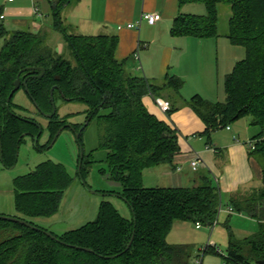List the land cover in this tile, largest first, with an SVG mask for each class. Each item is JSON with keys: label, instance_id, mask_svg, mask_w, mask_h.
<instances>
[{"label": "trees", "instance_id": "16d2710c", "mask_svg": "<svg viewBox=\"0 0 264 264\" xmlns=\"http://www.w3.org/2000/svg\"><path fill=\"white\" fill-rule=\"evenodd\" d=\"M74 1L47 0L51 27L62 33L75 56L76 66L45 45L42 33L34 34L30 28L8 31L0 7V39L4 40L0 52L2 163L6 168L16 165L23 136L39 132L34 119L15 111L23 109L14 104L17 93L9 104L7 100L21 72L42 68L43 77L38 70L22 73L21 80H27L28 96L46 114L53 112V88L55 103L59 97L64 103L86 107L89 125L97 123V150L106 152V169L100 173H108L109 179L121 189L99 192L126 199L132 218H124L110 202H103L94 222L62 235L24 218L20 219L37 230L0 219V264H175L190 255L186 247L167 242L173 226L191 222L211 228L217 224L221 208L219 189L206 173L197 174L196 185L192 187L146 188L143 183L146 171L172 165L180 152L177 132L150 114L143 99L149 95L162 98L164 93H170V115L178 109L184 81L171 75L157 85L129 72L126 63L115 57L118 46L115 36L68 35L61 13ZM178 1L181 9L203 5L206 14L180 12L171 28L173 37L197 40L221 37L219 6L227 5L231 17L228 31L222 36L245 50V58L236 63L225 79L223 103H210L197 95L189 104L206 125L208 137L244 118L252 119L255 150L251 154L262 168V186L233 198L231 208L236 214L256 221L258 231L239 239L226 226L229 236L226 264H264V0ZM69 117L60 118L58 113L48 121L51 141ZM80 145L84 146L82 137ZM95 152L89 155L84 152L80 172L84 181L96 163ZM72 180L63 165L52 161L40 164L34 172L14 181L16 211L28 219L54 217Z\"/></svg>", "mask_w": 264, "mask_h": 264}, {"label": "rangeland", "instance_id": "374dc122", "mask_svg": "<svg viewBox=\"0 0 264 264\" xmlns=\"http://www.w3.org/2000/svg\"><path fill=\"white\" fill-rule=\"evenodd\" d=\"M83 0H76L70 6L66 7L62 13L61 18L65 31L68 35L79 36L80 33L77 27L70 25L66 21V16L72 10L78 7V4ZM39 3L40 14L43 15L41 21H36L35 34L42 33L45 38V45L51 50L56 51V48L63 51L65 59L70 61L74 66L77 65L75 56L71 48L65 43L62 33L54 30L51 27L52 18L49 13L45 14L46 4ZM84 5H86L84 3ZM25 9L32 10L31 0H27L24 6ZM186 12L195 15H205L206 10L203 5H187ZM78 9V8H77ZM76 9V10H77ZM184 12V13H186ZM83 17H87V12L83 13ZM5 16V15H4ZM231 17L230 7L227 5L219 6V33L224 35L228 31L229 19ZM6 27L8 31L16 32L18 30H26L27 26L23 28L16 25L12 19H7ZM34 27V26H33ZM206 44L207 53L199 54L194 52L191 58H188L192 51L188 52V56L184 59L186 66H191L193 73L188 85L185 79L182 91L186 90V95L190 97L191 102L194 96H201L210 103H222L225 100L224 83L229 73H232L235 63L242 61L245 58V50L240 47L233 46L229 40L224 38L209 39ZM4 40L0 39V52L3 47ZM191 53V54H190ZM238 63V62H237ZM207 67L210 68L211 76L208 74ZM203 69L205 83L208 86L196 85L198 77L196 71ZM142 72V69H140ZM143 73V72H142ZM203 78H200L202 81ZM206 90L208 92H206ZM207 93V94H206ZM14 104L23 107V109H15L18 115L24 118H32L37 125L42 129V134L38 140V146L43 148L39 151L35 147L32 135L24 137V142L19 147L18 161L16 165L11 168H6L0 156V216L12 218H24L32 221L35 225L40 226L56 235H62L69 231H74L84 227L85 225L94 222L99 214L101 204L103 202H110L119 213L126 219L132 218V211L123 199L114 196H100L93 192L102 190L120 191V187L109 179V174L102 175L100 171L106 169L105 159L106 152L97 150L99 146V136L97 123L93 122L84 131L83 134V150L89 155L94 153L95 164L92 166L91 173L84 181L79 175V157L81 148L77 142L76 135L71 130H64L57 138L55 144L51 146L50 133L48 130V119H46L35 107L26 91H19L15 98ZM56 104L59 109L61 117H69V122L74 125L85 124L86 121V107L79 103H64L59 97L56 99ZM252 119L250 117L244 118L234 124L229 125L230 128H235L239 131H244L246 138L242 137V141L249 143L247 139L255 136L254 128L251 126ZM241 129H240V128ZM49 145V146H48ZM254 158L255 155H253ZM52 161L56 164L63 165L70 176L72 183L68 190L65 191L63 200L61 202L58 213L50 219H28L19 214L15 208L14 198V181L34 172L40 164ZM148 184L145 181L146 188H155V185ZM103 194V193H102ZM218 222L213 227L197 226L191 222L176 223L168 235L167 242L174 246H184L189 251V258L182 257L180 262L175 264H226L228 257L229 236L227 225L231 227L237 238L242 239L245 236L253 235L258 231V226L252 220L241 218L238 214L232 216L225 213L227 205L223 204ZM229 210V209H228Z\"/></svg>", "mask_w": 264, "mask_h": 264}, {"label": "crops", "instance_id": "0c3cea01", "mask_svg": "<svg viewBox=\"0 0 264 264\" xmlns=\"http://www.w3.org/2000/svg\"><path fill=\"white\" fill-rule=\"evenodd\" d=\"M26 1L15 0L9 3L7 0H0V7L2 14L5 15V23L7 19H12L16 25L22 28L27 26L35 34L36 21L43 18L37 2L46 4L45 14L50 11L49 5L47 0H31L32 10H29L24 8ZM186 9V6L182 9L179 7L178 0H83L67 14L66 21L77 27L84 36L117 37L116 59L125 62L129 72L141 75L149 83L162 85L168 76L175 75L185 79L188 85H192L190 78L195 73L190 65L184 64V59L190 51L192 54L190 53L188 58H191L194 52L206 54L208 50L205 43L210 40L175 38L171 35L175 18L180 12H186ZM82 10L83 13H88L87 17H83ZM153 13L161 15V21L156 25L143 23L140 31L127 28L128 24L139 22L144 14ZM221 38L226 39L222 35L219 39ZM55 50L63 55L59 48ZM137 53L139 59L136 57ZM139 66L142 67L143 73ZM206 69L211 76L210 68ZM196 75L198 77V80H195L196 85L201 84L210 88L208 82L205 83L203 69L197 70ZM200 78H203L201 82ZM185 92L186 90L181 91L178 109L170 115L163 114L156 107L153 96L149 95L143 99L150 114L177 132L180 147V152L172 165H163L146 171L143 183L146 181L149 186L155 185V188L192 187L196 185L197 174L206 173L219 189L221 211H224L222 205L226 204L228 208L225 213L232 216L233 214L228 213L232 199L262 186V168L259 160L251 154L248 143L242 141V137L246 138L244 131L226 128L213 132L209 137L206 136V125L190 107L189 99L192 95L189 97ZM162 99L171 102L172 96L166 92ZM247 141L250 142L251 138ZM196 153L200 155L205 167L193 172L190 162ZM239 216L251 220L243 215ZM252 222L258 226L256 221Z\"/></svg>", "mask_w": 264, "mask_h": 264}, {"label": "water", "instance_id": "95a60500", "mask_svg": "<svg viewBox=\"0 0 264 264\" xmlns=\"http://www.w3.org/2000/svg\"><path fill=\"white\" fill-rule=\"evenodd\" d=\"M31 70H38V71H41V76H40V77H43L44 74H45V71H44L42 68H28V69L24 70L23 72H25V71H31ZM23 72H21V73L18 75V78H17V80H16V82H15V84H14V89H13V91L11 92V94H10L8 100H7L8 104L11 102L12 98L14 97V95H15L16 93H18V92L21 90L22 87L24 88V90L26 91V93L29 94V91H28V89H27V80L24 81V82L21 80V75H22ZM54 91H55V88H53L52 91H51V103H52V107H53V113H52V114H44V113H41L42 111L40 110V108L38 107V105H37L34 101H32L33 104L35 105V107L37 108V110H38V111H39V112H40V113H41L46 119H52V118L57 114V107H56V103H55V100H54ZM29 96H30V95H29ZM8 110H9V109H8ZM67 128H71V125H68V126H66V127H63V128H61V129L59 130V132L56 134L55 139L53 140L51 146H53V145L55 144L57 138H58V137L60 136V134H61L65 129H67ZM83 129H84V128H83ZM83 129H82V130H83ZM42 132H43L42 129L39 127V133H38V135H37V136L35 137V139H34L35 147H36V148L38 147V140H39V138H40ZM23 137H25V136H23ZM77 138H79V135L77 136ZM20 141H21V139H20ZM80 148H81V154H80V162H79V175H80L81 179L83 180V178H82L80 172H81L82 163H83V159H84V151H83V148H82V147H80ZM83 181H84V180H83ZM84 184H85V186H87L86 183H85V181H84ZM87 188L89 189L88 186H87ZM93 193H94V194H97V195H100V196H108V194H102V193H98V192H93ZM111 196L121 198V199H123V200L127 203V200L124 199V198H123L122 196H120V195H111ZM0 219H1V220H4V221L12 222V223H17V224H20V225H22V226H25V227H28V228H31V229H35V230H37V228H35V227L32 226L31 224H29L28 222L23 221V220L18 219V218H12V217L0 216ZM46 234H47V236L50 237L51 239H53V240H55V241H59V240H58L55 236H53L52 234H50V233H46ZM134 237H135V234L133 235V238H132V240H131V242H130V244H129V246H128V249H130V247L132 246V243H133V241H134ZM77 249H79V250H84V251H87V252H91V251L88 250V249H82V248H77Z\"/></svg>", "mask_w": 264, "mask_h": 264}, {"label": "built area", "instance_id": "2783aa9c", "mask_svg": "<svg viewBox=\"0 0 264 264\" xmlns=\"http://www.w3.org/2000/svg\"><path fill=\"white\" fill-rule=\"evenodd\" d=\"M15 0H7V2L9 3H13ZM37 13V9H36V12ZM1 19L4 20L5 19V16L2 15L1 16ZM159 21H161V15L160 14H157V13H153V14H144L141 19L139 20V22L135 23V24H128L127 25V28L128 29H132V30H136V31H140L141 27H142V24L143 23H147L151 26L153 25H156ZM121 29V28H119ZM139 54L137 53L136 54V57L139 59ZM153 101H154V104L156 105V107L163 113V114H166L168 115L170 110H171V104L162 99V98H154L153 97ZM227 129L229 130L230 127H227ZM249 147L251 150H255V142L254 141H250L248 143ZM190 167H191V170L193 172H197L199 171L201 168H204L205 167V164L203 163L201 157L199 154H195L193 159L191 160L190 162ZM220 212H221V209H220ZM228 213L229 214H234V210L232 208H230L228 210ZM197 229H200L201 228V225L197 224Z\"/></svg>", "mask_w": 264, "mask_h": 264}, {"label": "flooded vegetation", "instance_id": "af4514ba", "mask_svg": "<svg viewBox=\"0 0 264 264\" xmlns=\"http://www.w3.org/2000/svg\"><path fill=\"white\" fill-rule=\"evenodd\" d=\"M21 90H24V88L22 87L21 88ZM20 90V91H21ZM25 91V90H24ZM57 107V106H56ZM53 108V107H52ZM59 110H57V114L59 113L58 112ZM41 113H43V112H41ZM53 113V112H52ZM52 113H49V114H52ZM44 114H46V113H44ZM56 114V115H57ZM55 115V116H56ZM54 116V117H55ZM60 116V115H59ZM60 118H65V117H61L60 116ZM87 118V117H86ZM53 119V118H52ZM49 120H51V119H48V121ZM69 120L70 119H68L67 120V122L68 123H66L63 127H66V126H68V125H71V128H67V130H71L72 132H74V134L76 135V139H77V142L79 143V145H80V139H81V137H82V139H83V134H84V131L88 128V126H89V124H90V122L89 121H87V119H86V121H85V124H81V125H74V124H71L70 122H69ZM35 123V125L38 127V129H39V126L37 125V123H36V121L34 122ZM62 127V128H63ZM84 128V129H83ZM61 129V128H60ZM83 129V130H82ZM66 130V129H65ZM59 132V131H58ZM39 133V132H38ZM38 135V134H37ZM37 135H33L34 137H36ZM79 135V138H77V136ZM25 137L27 136V135H24ZM24 138V137H23ZM50 138H51V135H50ZM55 139V138H54ZM53 139V140H54ZM53 140L51 141V139H50V143H49V145L51 144L52 145V142H53ZM48 145V146H49ZM39 147V146H38ZM37 147V148H38ZM80 147H82L81 145H80ZM2 147H1V145H0V156H1V159H2V149H1ZM83 148V147H82ZM84 151V150H83ZM19 152V151H18Z\"/></svg>", "mask_w": 264, "mask_h": 264}]
</instances>
